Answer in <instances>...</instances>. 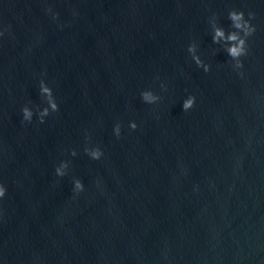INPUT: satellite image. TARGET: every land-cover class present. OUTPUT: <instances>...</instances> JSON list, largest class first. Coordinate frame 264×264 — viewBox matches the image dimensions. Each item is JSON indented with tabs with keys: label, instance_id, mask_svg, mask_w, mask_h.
Listing matches in <instances>:
<instances>
[{
	"label": "water",
	"instance_id": "obj_1",
	"mask_svg": "<svg viewBox=\"0 0 264 264\" xmlns=\"http://www.w3.org/2000/svg\"><path fill=\"white\" fill-rule=\"evenodd\" d=\"M232 8L242 70L212 41ZM0 30V264H264V0H0Z\"/></svg>",
	"mask_w": 264,
	"mask_h": 264
},
{
	"label": "clouds",
	"instance_id": "obj_2",
	"mask_svg": "<svg viewBox=\"0 0 264 264\" xmlns=\"http://www.w3.org/2000/svg\"><path fill=\"white\" fill-rule=\"evenodd\" d=\"M51 12V8L47 9ZM55 18V14H54ZM255 18V13L249 11L247 14V18L245 17V12L243 10H238L232 8L228 12V19L231 21V31H226L224 27L220 26L217 23V17L215 13L210 17V24L212 28V41L213 43L220 44L224 48L225 52L231 58L232 67L236 70H242L244 67V62L242 57H246L249 52L248 46V38L251 37L256 31V27L251 23L252 19ZM4 34V30H0V36ZM188 51L192 54V59L195 61L198 67H202L205 72L210 71V65L205 63L201 57L197 54V45L195 43H191L188 45ZM239 75L243 77V71H239ZM40 94L46 100L47 106L40 109L38 107V118L39 122L43 123L44 118L50 114V112H58L59 105L53 95V89L46 83L44 79H41L39 82ZM161 88L165 91L167 90V86L165 84H161ZM141 98L145 103L154 104L158 102L161 97L154 93L152 90H143L141 92ZM196 97L195 95L189 94L182 102L183 111L187 112L195 106ZM22 123L23 122H32L33 119V109L29 107L27 104L22 107ZM130 128L136 129L137 123L135 121L130 122ZM114 134L117 138L120 137L121 134V125L120 123L115 124L114 126ZM248 144L251 145V140L249 139ZM85 153L92 159L98 160L103 156V150L97 146H86L84 149ZM73 156L76 155V150L73 149ZM243 166V156H238L235 160V170L239 172V170ZM69 167L68 161H61L55 168V173L59 177H63L66 174V170ZM85 189V185L81 179L74 177L73 178V192L75 194H79L83 192ZM6 193L5 186L0 183V198H3Z\"/></svg>",
	"mask_w": 264,
	"mask_h": 264
}]
</instances>
